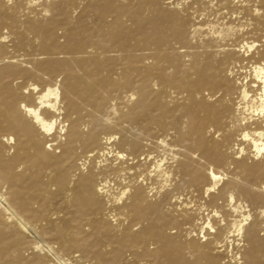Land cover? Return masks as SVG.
I'll return each instance as SVG.
<instances>
[{
    "label": "bare ground",
    "instance_id": "bare-ground-1",
    "mask_svg": "<svg viewBox=\"0 0 264 264\" xmlns=\"http://www.w3.org/2000/svg\"><path fill=\"white\" fill-rule=\"evenodd\" d=\"M204 1L0 0V264H264V0Z\"/></svg>",
    "mask_w": 264,
    "mask_h": 264
},
{
    "label": "rangeland",
    "instance_id": "rangeland-1",
    "mask_svg": "<svg viewBox=\"0 0 264 264\" xmlns=\"http://www.w3.org/2000/svg\"><path fill=\"white\" fill-rule=\"evenodd\" d=\"M221 3H223L221 0H205L204 2H202V3H200V4H197V6L195 5L194 7H196V9L195 10H197V12H198V14H202L203 16H201L200 18H199V23H201L202 24V26H203V28L206 26V25H209L210 23L211 24H213V23H220L221 21H223V19H221V18H219V16H218V11H217V9H218V6L221 4ZM201 5V6H200ZM200 6V7H199ZM200 12V13H199ZM203 12H206V14L205 13H203ZM213 14V15H212ZM205 15H207L206 17H205ZM205 17V18H204ZM215 18V19H214ZM213 20H216V21H213ZM207 22V23H206ZM205 23H206V25H205ZM175 94V95H174ZM174 94H172V96H174L173 98L174 99H171L173 102H171L170 103V108L171 109H173V110H175L179 105H180V103H181V99H180V97L182 96V94L180 93V91L178 90V91H175V93ZM181 94V95H180ZM177 114H178V112H177ZM170 132H173L172 130L170 131ZM168 142H169V144L171 143L172 145H173V143L171 142V140H168ZM173 146H170V149H173L172 148ZM162 148H153L152 150H150V156H151V154L153 155L151 158H152V161H151V163L152 162H154L155 160L156 161H159V160H162V157H165V159L167 160V161H164L165 162V164H169L171 161H170V151H166V150H161ZM165 151V152H164ZM167 152V153H166ZM154 153V154H153ZM165 154V155H163V154ZM156 154V155H155ZM158 154V155H157ZM168 154H169V157H168ZM155 157L157 158V159H155ZM154 158V159H153ZM163 160H164V158H163ZM169 161V162H168ZM246 161H247V163L248 164H253L254 162H255V160H253L252 158H247L246 159ZM136 168H137V170H136ZM134 170V171H133ZM142 170V168H138L137 166H133V169L131 170L132 172H134V173H136L137 171H141ZM263 188H264V185H263ZM189 197V196H188ZM190 201H192V203L194 204V205H200L201 203L203 204V202L205 201V200H203V199H200V198H198V197H191L190 199H189ZM188 227V225L187 226H183V227H180V228H174V229H172V231H170V232H174L173 234L174 235H177L179 238H181L182 236H183V234L185 233L184 232V230L183 229H185V228H187ZM180 240H182V239H180Z\"/></svg>",
    "mask_w": 264,
    "mask_h": 264
}]
</instances>
